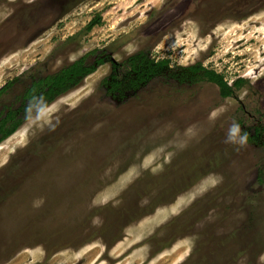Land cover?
Here are the masks:
<instances>
[{
    "label": "rangeland",
    "instance_id": "374dc122",
    "mask_svg": "<svg viewBox=\"0 0 264 264\" xmlns=\"http://www.w3.org/2000/svg\"><path fill=\"white\" fill-rule=\"evenodd\" d=\"M93 50L105 64L0 143L21 139L0 153V264H264V0H4L0 119ZM138 52L167 64L134 87ZM197 65L244 84L221 98Z\"/></svg>",
    "mask_w": 264,
    "mask_h": 264
},
{
    "label": "trees",
    "instance_id": "16d2710c",
    "mask_svg": "<svg viewBox=\"0 0 264 264\" xmlns=\"http://www.w3.org/2000/svg\"><path fill=\"white\" fill-rule=\"evenodd\" d=\"M101 19L99 16L93 18L85 27V31H90L94 26H99ZM90 57H94L89 64L87 60ZM105 56L103 53L97 55V51H91L74 61L70 65L62 68L59 72L45 76L31 84V86L24 92L21 103L16 110H8L4 117L0 119V143L9 138L15 132V128L18 126L16 120L18 115H22L28 112L35 104L43 102L48 105L54 98L61 94L68 88L76 85L77 82L85 78L86 76L95 72L96 68L105 64ZM167 61H160L157 64H153L143 52H138L132 58L129 59V65L132 71L135 73L136 81L131 83V86H138L145 82L147 78L153 76L154 69L163 65H166ZM187 71L197 77V80L207 81L217 86L219 95L221 98H228L232 95L234 88H239L244 81L238 79L233 82L232 87L229 86L224 78L214 71L207 70L201 65L190 66ZM11 86V83H7L2 89H0V95L3 91ZM119 86L118 82H110L109 78H104L100 83V88H105L107 93H111ZM260 183V176L258 177Z\"/></svg>",
    "mask_w": 264,
    "mask_h": 264
},
{
    "label": "clouds",
    "instance_id": "9594fccd",
    "mask_svg": "<svg viewBox=\"0 0 264 264\" xmlns=\"http://www.w3.org/2000/svg\"><path fill=\"white\" fill-rule=\"evenodd\" d=\"M247 141L248 133L242 131L240 123L233 119L228 125L227 132L224 136V143L243 147L247 144Z\"/></svg>",
    "mask_w": 264,
    "mask_h": 264
},
{
    "label": "bare ground",
    "instance_id": "6f19581e",
    "mask_svg": "<svg viewBox=\"0 0 264 264\" xmlns=\"http://www.w3.org/2000/svg\"><path fill=\"white\" fill-rule=\"evenodd\" d=\"M17 137H13L10 140H8L7 142H5L1 147H0V153H7L9 148H11L12 146L16 145L19 141L21 142V139L19 138L16 141ZM19 142V143H20Z\"/></svg>",
    "mask_w": 264,
    "mask_h": 264
},
{
    "label": "flooded vegetation",
    "instance_id": "af4514ba",
    "mask_svg": "<svg viewBox=\"0 0 264 264\" xmlns=\"http://www.w3.org/2000/svg\"><path fill=\"white\" fill-rule=\"evenodd\" d=\"M3 3H4V0H0V8H2Z\"/></svg>",
    "mask_w": 264,
    "mask_h": 264
}]
</instances>
